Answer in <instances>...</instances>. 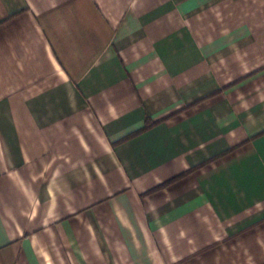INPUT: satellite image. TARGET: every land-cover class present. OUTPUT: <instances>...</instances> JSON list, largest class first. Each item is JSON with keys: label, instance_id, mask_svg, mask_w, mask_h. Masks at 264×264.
<instances>
[{"label": "crops", "instance_id": "obj_1", "mask_svg": "<svg viewBox=\"0 0 264 264\" xmlns=\"http://www.w3.org/2000/svg\"><path fill=\"white\" fill-rule=\"evenodd\" d=\"M0 264H264V0H0Z\"/></svg>", "mask_w": 264, "mask_h": 264}, {"label": "trees", "instance_id": "obj_2", "mask_svg": "<svg viewBox=\"0 0 264 264\" xmlns=\"http://www.w3.org/2000/svg\"><path fill=\"white\" fill-rule=\"evenodd\" d=\"M153 125H154V123H151V122L148 121V122L146 123V125H145V127H144V129H143L142 131H144V130L150 128V127L153 126ZM142 131H140V132H142Z\"/></svg>", "mask_w": 264, "mask_h": 264}]
</instances>
